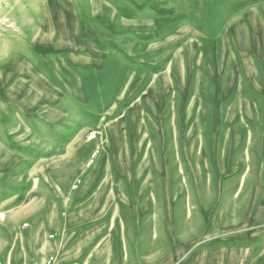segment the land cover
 <instances>
[{"label": "rangeland", "instance_id": "rangeland-1", "mask_svg": "<svg viewBox=\"0 0 264 264\" xmlns=\"http://www.w3.org/2000/svg\"><path fill=\"white\" fill-rule=\"evenodd\" d=\"M14 254L264 264V0H0Z\"/></svg>", "mask_w": 264, "mask_h": 264}, {"label": "crops", "instance_id": "crops-1", "mask_svg": "<svg viewBox=\"0 0 264 264\" xmlns=\"http://www.w3.org/2000/svg\"><path fill=\"white\" fill-rule=\"evenodd\" d=\"M100 140V139H99ZM102 141V140H101ZM35 214V215H34ZM32 216H29V218L30 217H32V221H34V222H37V223H39L40 224V226H43V225H45V224H48V223H46L45 221H44V219H47V221L50 223L51 221H52V219H54L55 218V206H42L41 208H39L38 210H37V212L36 213H34ZM7 222H11V226L15 229L16 228V226L18 225V223H17V220H15V219H12V218H9L8 220H7ZM5 225H6V223H5ZM16 225V226H15ZM7 226V225H6ZM21 236V235H20ZM14 238H15V236H14ZM16 239L18 240H20V238H19V236L18 235H16ZM17 255V254H16ZM16 255L14 254V255H10V259L8 260V262H10V264H12V262H14L15 260H16ZM27 254H24V259H23V262H24V264H27ZM41 259H33V260H31V262L29 263V264H44L45 263V261L42 263L41 261H40Z\"/></svg>", "mask_w": 264, "mask_h": 264}, {"label": "built area", "instance_id": "built-area-1", "mask_svg": "<svg viewBox=\"0 0 264 264\" xmlns=\"http://www.w3.org/2000/svg\"><path fill=\"white\" fill-rule=\"evenodd\" d=\"M44 264H55V263H54V261H52V260H47V261H45Z\"/></svg>", "mask_w": 264, "mask_h": 264}]
</instances>
